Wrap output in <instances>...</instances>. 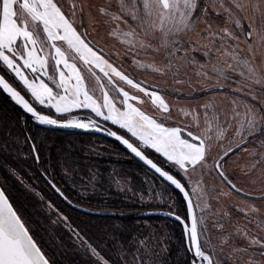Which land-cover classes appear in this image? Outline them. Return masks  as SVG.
Instances as JSON below:
<instances>
[{
  "label": "snow or ice",
  "instance_id": "6c2138e0",
  "mask_svg": "<svg viewBox=\"0 0 264 264\" xmlns=\"http://www.w3.org/2000/svg\"><path fill=\"white\" fill-rule=\"evenodd\" d=\"M117 5L116 11H110L111 3L96 8L101 17L123 25L111 34L132 49L162 53L159 66L135 57L132 63L170 77L173 94L205 99L176 107L162 94L167 89L131 75L117 62L120 53L114 57L91 38L84 17L93 21L92 6L86 0L73 4L69 14L57 0H0V94L5 97L0 264H59L24 210L14 207L10 179L37 198L48 224L64 230L86 264H222L228 245L233 264H264V235L256 227L229 231V213L217 216L194 180L209 175L219 182L212 188L217 193L226 187L264 200V189L253 196L238 188L228 167L229 156L250 137H264V0H117ZM197 52L203 59L193 55ZM217 93L245 100H230L232 115L221 119ZM148 101L150 111L142 107ZM197 109H203V121ZM233 121L236 134L229 139ZM67 132L71 135H57ZM83 137L92 139L81 143ZM103 138H114L136 161L139 181L120 175L124 153L115 144L97 143ZM253 142L264 147V139ZM21 169L36 178V186ZM240 210L250 225L264 228V219L251 216L258 208ZM74 211L116 222L93 239ZM133 215L174 221L181 245L176 257L170 247L174 232L155 235L151 219L123 223ZM217 230L213 243L211 233ZM237 238L245 243L234 244Z\"/></svg>",
  "mask_w": 264,
  "mask_h": 264
},
{
  "label": "rangeland",
  "instance_id": "374dc122",
  "mask_svg": "<svg viewBox=\"0 0 264 264\" xmlns=\"http://www.w3.org/2000/svg\"><path fill=\"white\" fill-rule=\"evenodd\" d=\"M57 2L62 6L66 14H69L71 10V6L73 4H81L85 2V0H57ZM86 3L92 6V17L93 21H89L87 14L84 17L85 26L88 28L89 33L91 34V38L96 39L100 42L102 47H105L107 50H110L114 57H116L117 53L121 55L117 58L118 63H122L123 66L128 70V72L133 75L138 80H144L149 82V84H159L161 88L167 89L162 94L165 96L166 100L176 107H187L189 105H194L197 100L203 101L205 97H194L189 100L184 95H176L171 92L172 84L171 78L162 76L160 73H157L149 68H139L132 63L133 57L136 58L137 61H140L144 64H153L154 66H159L162 63V53L145 51L142 49H132L128 45L121 43V37L119 35H112L113 31L123 29V25L120 24L119 21L110 20L108 17H101L96 8L101 5L111 3L112 7L110 11H116L117 8V0H86ZM80 17L77 16V22H79ZM102 21H108L107 23ZM199 27H203L201 23ZM195 40V36H193ZM199 43V41H197ZM198 58L203 59L200 53H193ZM257 63H260V60H257ZM189 74L194 72L193 68L188 69ZM192 79L195 80L196 77L193 75ZM237 79H240L237 76ZM184 91L187 92L188 89L185 87ZM210 98L211 94H207ZM237 99L239 101H244V96H233V94L228 93V99H224V95L221 93H217L215 103L217 104L219 109H222L221 119H224L225 116L232 115V105L229 103L230 100ZM247 103H251V100L245 101ZM140 106V105H138ZM145 110L150 111V101L142 105ZM239 110H242V105H240ZM176 108H174V112ZM201 121H203V109H197ZM236 122L233 121L232 129L228 132V137L231 139L235 134ZM264 139L257 135L256 137H250L248 143L243 144L239 147L235 152H233L229 156V173L230 178L234 179V182L237 184V187L242 189L243 192L252 193L255 196L260 190L264 189V147H260L258 143H254L253 141H259ZM215 143V142H214ZM223 143H228L227 140L223 141ZM213 154H216V149L214 148ZM194 180H198L201 182L202 187L205 189V192L209 198V203L212 206L214 212H216L217 216H222L224 211L229 213V217L227 220L228 230L235 231L237 228H245V227H256L257 231L264 235V228H261L259 225H250L248 223V219L246 218L245 212L240 210L244 209L247 206L254 205L258 208L259 214L251 213V216L259 219H264V200L253 199L249 196L243 195V193H238L234 191H230L226 187L223 190L224 194L217 193L212 190L213 185H218V180H214L209 175L204 176H196ZM239 205V208L236 206ZM36 211V209L32 208L31 210ZM115 222V221H113ZM209 227L211 228L213 220L211 214H209ZM158 236L166 231L165 226L160 223ZM48 230V229H47ZM213 238V243H217V237L220 235L219 231H214L211 233ZM236 245H241L245 243L243 238H237L233 242ZM219 246V245H218ZM159 247V245H157ZM231 245L224 247V254L220 257L222 260V264H233V261L228 259L227 252L230 250ZM57 252L59 254L67 253L68 250H65L63 247L58 248Z\"/></svg>",
  "mask_w": 264,
  "mask_h": 264
},
{
  "label": "trees",
  "instance_id": "16d2710c",
  "mask_svg": "<svg viewBox=\"0 0 264 264\" xmlns=\"http://www.w3.org/2000/svg\"><path fill=\"white\" fill-rule=\"evenodd\" d=\"M5 106V97L3 94H0V108ZM11 108V105H8ZM57 135L62 136H70L71 133H57ZM92 137H83L80 142L83 143L86 140H91ZM97 143L101 144H115L118 150L124 155L121 156L120 161L118 163V168H122L120 175L123 177L125 175H131L132 178L136 181H139L141 177L134 175L136 171H138V166L136 165V161L133 159H129L127 157L126 150L118 144V142L109 139L103 138L97 140ZM108 163L109 161H104ZM111 163H116L115 160L110 161ZM22 174L25 179L36 186V178L28 175V171L25 169H21ZM107 171V169H105ZM10 184L12 185L10 196L14 203V207L22 208L24 210V215L28 218L29 222L37 229L38 234L42 237L43 241L46 243L47 248L50 250L49 254H55L59 264H86V259L82 254H79L73 250V245L68 243V236L64 232V230L60 226L52 227L48 224L47 217L45 216L44 210L42 209L39 201L36 197H34L31 193L27 192L22 185L17 183L15 180L10 179ZM39 188L41 191H44V181L42 178L39 180ZM47 195V193H45ZM167 207L166 205L164 206ZM32 208L36 209V211H31ZM147 211V209H144ZM73 218H78L79 221L85 222L89 225V235L92 236L93 239H98L102 236V233L99 231L101 228L110 227L112 223L116 222V218L114 217H96V216H85L83 213L73 212ZM140 219H151L153 222V227L155 228V235L158 236L159 226L158 224L162 223L166 231L174 232V236L172 238V243L170 244L171 251L173 254V258L176 257L181 245L179 241L180 230L176 228L175 222L172 220H168L165 222L164 217L160 216H151V217H137V216H129L128 218L123 220V223L126 225H132L136 220ZM115 221V222H113ZM48 229V230H47ZM135 230V229H133ZM151 230H145L144 235H148ZM63 247L68 252L59 254L57 252L58 248Z\"/></svg>",
  "mask_w": 264,
  "mask_h": 264
},
{
  "label": "water",
  "instance_id": "95a60500",
  "mask_svg": "<svg viewBox=\"0 0 264 264\" xmlns=\"http://www.w3.org/2000/svg\"><path fill=\"white\" fill-rule=\"evenodd\" d=\"M109 139H112V140H114V138H109ZM115 141V140H114ZM160 217H162V216H160Z\"/></svg>",
  "mask_w": 264,
  "mask_h": 264
}]
</instances>
